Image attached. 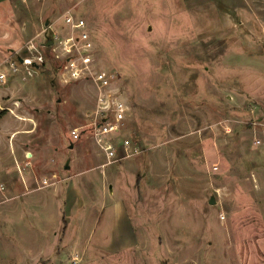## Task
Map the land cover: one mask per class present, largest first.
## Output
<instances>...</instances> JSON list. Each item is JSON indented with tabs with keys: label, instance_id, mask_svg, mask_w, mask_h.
Segmentation results:
<instances>
[{
	"label": "rangeland",
	"instance_id": "obj_1",
	"mask_svg": "<svg viewBox=\"0 0 264 264\" xmlns=\"http://www.w3.org/2000/svg\"><path fill=\"white\" fill-rule=\"evenodd\" d=\"M68 15L119 78L133 157L89 137ZM29 43L45 63L14 74ZM0 69L20 100L0 109V264H264V0H0Z\"/></svg>",
	"mask_w": 264,
	"mask_h": 264
},
{
	"label": "built area",
	"instance_id": "obj_2",
	"mask_svg": "<svg viewBox=\"0 0 264 264\" xmlns=\"http://www.w3.org/2000/svg\"><path fill=\"white\" fill-rule=\"evenodd\" d=\"M65 23L71 32L57 41L60 52L67 58L64 81L88 78L98 90L97 106L90 117L92 121L88 125L89 137L99 146L108 163L139 154L141 148L133 137L123 140L120 144L113 140L115 135L123 131L130 115V106L117 85L119 80L117 74L96 64L94 43L83 19H75L72 15H68L65 17ZM55 34V40H57L60 35L57 32ZM27 46L30 50H37L38 53L34 56L16 58L18 61L9 59L7 64L14 74L24 70L26 76H32L36 69L45 63V56L33 43ZM7 71L0 69V93L5 90L9 81V71ZM11 103V106H2L0 100V109L17 115L15 109L20 108V100H14ZM73 132L75 139L79 138L80 128ZM254 143L264 145V133L261 136L256 135Z\"/></svg>",
	"mask_w": 264,
	"mask_h": 264
},
{
	"label": "bare ground",
	"instance_id": "obj_3",
	"mask_svg": "<svg viewBox=\"0 0 264 264\" xmlns=\"http://www.w3.org/2000/svg\"><path fill=\"white\" fill-rule=\"evenodd\" d=\"M28 156H31V154H28Z\"/></svg>",
	"mask_w": 264,
	"mask_h": 264
},
{
	"label": "trees",
	"instance_id": "obj_4",
	"mask_svg": "<svg viewBox=\"0 0 264 264\" xmlns=\"http://www.w3.org/2000/svg\"><path fill=\"white\" fill-rule=\"evenodd\" d=\"M47 48H50L49 45L47 46Z\"/></svg>",
	"mask_w": 264,
	"mask_h": 264
}]
</instances>
